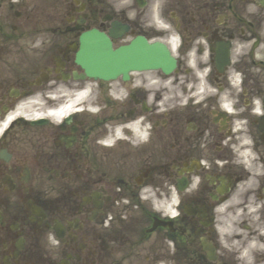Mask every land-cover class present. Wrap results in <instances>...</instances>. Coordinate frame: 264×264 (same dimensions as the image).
Listing matches in <instances>:
<instances>
[{"label":"flooded vegetation","instance_id":"1","mask_svg":"<svg viewBox=\"0 0 264 264\" xmlns=\"http://www.w3.org/2000/svg\"><path fill=\"white\" fill-rule=\"evenodd\" d=\"M113 22L175 68L55 117ZM0 264H264V0H0Z\"/></svg>","mask_w":264,"mask_h":264},{"label":"water","instance_id":"2","mask_svg":"<svg viewBox=\"0 0 264 264\" xmlns=\"http://www.w3.org/2000/svg\"><path fill=\"white\" fill-rule=\"evenodd\" d=\"M92 40L96 43H92ZM160 48V47H159ZM155 45H148L145 42H136L133 48L120 47L116 50H111L109 41L102 34L93 32L90 35L87 44L83 50H85L83 65L85 66L87 74L91 76L111 77L117 72L125 71L129 67V61H132L133 66H142L145 64L156 66L158 63L155 61H144L143 53L151 50H155ZM162 48H160L161 50ZM86 51L90 52L86 54ZM164 59L161 62V66L169 68L171 66V60L167 55V52L162 49Z\"/></svg>","mask_w":264,"mask_h":264},{"label":"rangeland","instance_id":"3","mask_svg":"<svg viewBox=\"0 0 264 264\" xmlns=\"http://www.w3.org/2000/svg\"><path fill=\"white\" fill-rule=\"evenodd\" d=\"M117 1H118V0H117ZM117 1H116V2H117ZM119 1H121V2H119V3H122V2H124V1H125L124 3H129V2H130L129 0H119ZM118 5H119V4H118Z\"/></svg>","mask_w":264,"mask_h":264}]
</instances>
